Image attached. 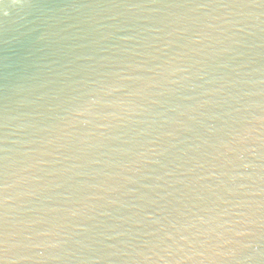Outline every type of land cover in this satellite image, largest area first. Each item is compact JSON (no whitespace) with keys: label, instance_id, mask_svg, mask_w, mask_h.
<instances>
[{"label":"water","instance_id":"1","mask_svg":"<svg viewBox=\"0 0 264 264\" xmlns=\"http://www.w3.org/2000/svg\"><path fill=\"white\" fill-rule=\"evenodd\" d=\"M0 264H264V0H0Z\"/></svg>","mask_w":264,"mask_h":264}]
</instances>
